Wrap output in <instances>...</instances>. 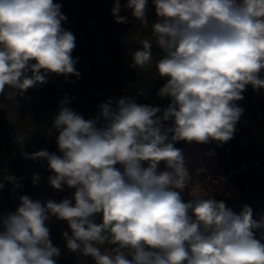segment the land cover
I'll use <instances>...</instances> for the list:
<instances>
[{"label": "clouds", "instance_id": "1", "mask_svg": "<svg viewBox=\"0 0 264 264\" xmlns=\"http://www.w3.org/2000/svg\"><path fill=\"white\" fill-rule=\"evenodd\" d=\"M152 4V37L163 53L155 66L166 79L157 95L170 103L157 115L160 107L130 96L109 99L85 119L66 96L46 134H55L59 155L25 153L29 136H16L26 159L47 161L53 189L75 191L60 202L23 195L14 212L0 215V264H57L60 249L47 226L53 216L71 230L62 233L66 248L94 264H264V214L254 218L249 205L237 213L211 195L185 200L181 192L192 175L175 147L227 143L244 111L235 102L248 85L264 89V0ZM61 7L53 0H0V96L6 88L9 99L23 95L46 84L49 74L79 78L71 55L75 36L62 27ZM122 7L148 26V0L123 6L113 0L117 24L128 22ZM141 43L131 55L143 68L152 63L153 45ZM39 181L33 174L32 183ZM5 183L20 187L8 173L0 189Z\"/></svg>", "mask_w": 264, "mask_h": 264}, {"label": "trees", "instance_id": "2", "mask_svg": "<svg viewBox=\"0 0 264 264\" xmlns=\"http://www.w3.org/2000/svg\"><path fill=\"white\" fill-rule=\"evenodd\" d=\"M53 2L62 5L61 12L67 17L62 27L75 36V48L71 55L77 59L75 68L80 76L49 74L46 84L30 88L23 95L9 99V89L6 88L5 94L0 96V182L8 173L15 176L20 184L19 188L14 189L12 183H5L0 189V215L14 212L19 197L23 195L40 201L72 200L75 189L66 185L63 191L53 189L48 183L52 173L47 168V161L26 159L16 143V136L27 135L29 139L23 152L30 154L47 149L59 155L55 134L51 137L46 134L47 129L52 128L54 116L66 96L69 98L67 106L81 113L85 119L96 117L99 114L98 106L109 99L115 101L130 96L138 104L160 107L161 113L157 115H162L163 109L170 103V98L157 95L166 79L159 77L155 66L163 53L152 37V24L156 19L152 0H148L147 27L133 18L122 28H117L109 19L108 0ZM144 39L152 42V63L141 68L134 64L131 54L142 48L141 41ZM261 90H254L248 85L243 99L249 103L255 116L261 115L260 118L264 119V98L257 95ZM165 125L171 126V121L165 122ZM188 145L181 141L175 147L183 149ZM199 145L215 153L213 157L226 175L243 177L245 186H248L242 188L239 178H234L235 186L242 192L240 200L211 197L224 201L237 213L243 205H249L254 211V218L259 219L264 214V120L259 121L257 128L246 125L236 130L227 143L219 146L218 142ZM227 161H230L232 168L222 166ZM33 174L40 177L36 185L32 183ZM181 195L185 200L195 198L186 189ZM96 222H100L99 216ZM47 226L53 245L60 249L57 264H94L91 257H83L66 248L62 233L68 231L71 234V230L65 221L53 216L47 221ZM257 236H261L259 231Z\"/></svg>", "mask_w": 264, "mask_h": 264}, {"label": "rangeland", "instance_id": "3", "mask_svg": "<svg viewBox=\"0 0 264 264\" xmlns=\"http://www.w3.org/2000/svg\"><path fill=\"white\" fill-rule=\"evenodd\" d=\"M121 5L123 6L125 3H127V0H120ZM108 16L111 22L117 27L122 28L128 23H130L133 19L132 13L130 9H124L121 8L120 15L126 16L128 18V22L125 24H117L114 20L113 15L111 14V9L113 7V0H108ZM259 97L264 96L263 90L259 91L257 93ZM238 106L242 107L244 109L239 122L236 124V130H239L241 127H245L248 125V127H258L259 121L264 119H261V115L258 117L255 116L252 113L251 106L249 103L242 99L235 102ZM260 119V120H259ZM196 150L193 149V154H195ZM199 155V154H196ZM216 159V158H215ZM208 160H192L187 161L186 165L189 170V173L192 175V180L188 184V186L185 188L188 190L191 194V196L197 198V197H207L209 195L211 196H218L221 198L229 199V200H240L242 197V192L238 190V188L235 186L234 178L237 179L239 177L235 176H228V179L224 176H222L221 173H223L221 165L217 162H207ZM211 161V160H210ZM217 161V160H216ZM227 165V167L230 169L232 168V165L230 161H227L225 164H222V166ZM163 167V165L161 166ZM198 168H204L205 171L200 173L199 175L196 174V169ZM206 168L210 171V174H207ZM226 175V174H225ZM205 177V178H204ZM246 181L243 180V177L239 178V183L242 186V188H247L248 186H245ZM203 186V190L201 188ZM253 186V185H251ZM257 189V188H256Z\"/></svg>", "mask_w": 264, "mask_h": 264}, {"label": "crops", "instance_id": "4", "mask_svg": "<svg viewBox=\"0 0 264 264\" xmlns=\"http://www.w3.org/2000/svg\"><path fill=\"white\" fill-rule=\"evenodd\" d=\"M263 92H264V89H263ZM264 98V96L262 97ZM193 149L196 150L195 154H193ZM183 152H184V156H185V160L187 161H192V160H201V159H204V160H208L209 161V164L210 162H215L217 163L215 157L213 156H207L206 153L208 152L207 150H205L203 147H201L199 144H196V143H192L186 147H184L183 149ZM196 154H199V155H196ZM211 160V161H210ZM207 161V162H208ZM162 166V165H161ZM206 172L207 174H210V171L208 170V168H206ZM222 176L226 177L228 179V175H225V173H221ZM205 178V177H204Z\"/></svg>", "mask_w": 264, "mask_h": 264}]
</instances>
